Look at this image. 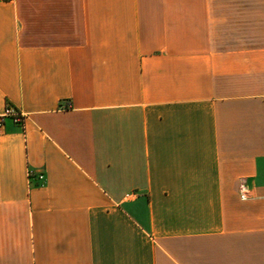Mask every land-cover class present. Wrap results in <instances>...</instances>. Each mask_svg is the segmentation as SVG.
Listing matches in <instances>:
<instances>
[{"label":"crops","instance_id":"crops-1","mask_svg":"<svg viewBox=\"0 0 264 264\" xmlns=\"http://www.w3.org/2000/svg\"><path fill=\"white\" fill-rule=\"evenodd\" d=\"M8 107L0 264H264V0H0Z\"/></svg>","mask_w":264,"mask_h":264},{"label":"built area","instance_id":"built-area-1","mask_svg":"<svg viewBox=\"0 0 264 264\" xmlns=\"http://www.w3.org/2000/svg\"><path fill=\"white\" fill-rule=\"evenodd\" d=\"M67 107H71V105L68 103ZM12 118L16 124L21 125L22 127H25V120L24 116L13 109L12 107H8L3 115L0 116V130L3 129L5 119ZM44 179V175L40 176V180ZM241 199L246 200L247 199V191L244 187L241 188Z\"/></svg>","mask_w":264,"mask_h":264}]
</instances>
